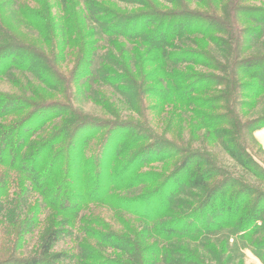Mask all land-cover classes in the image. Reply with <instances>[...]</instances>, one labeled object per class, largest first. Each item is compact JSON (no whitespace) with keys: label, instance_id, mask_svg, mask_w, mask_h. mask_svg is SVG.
I'll list each match as a JSON object with an SVG mask.
<instances>
[{"label":"trees","instance_id":"obj_1","mask_svg":"<svg viewBox=\"0 0 264 264\" xmlns=\"http://www.w3.org/2000/svg\"><path fill=\"white\" fill-rule=\"evenodd\" d=\"M30 1L37 4V0ZM116 1L137 6L138 10L125 16L118 14L116 6L108 9L96 0H84V11L97 26L94 30L98 29L99 33L107 36L113 35L116 39L122 36L139 42L143 68L147 70L148 66H153L160 72V83L149 85L152 97L159 103L174 105L175 109L194 107L193 114L207 133L211 134V131L217 129V133L228 136L230 131L225 127L229 126V122L234 123L230 113L222 116L213 113L219 103L229 99V96L215 99L209 96L213 87L220 85V79L213 76L215 80L212 75H207L208 79L205 80V75L196 73L192 68L181 71L179 66L194 64L211 69L215 67L205 53L207 43L199 47L195 44L198 40L188 38V35L194 34L199 39L220 45L224 44V40L220 41L211 35L236 30V27H232L234 20L239 22L249 18L253 23L264 24V12L260 13L262 9L259 6H244L249 1L257 0H233L232 9L229 0L227 4L223 0H162L170 4L169 9L161 8L157 0ZM48 8L50 6L46 3L43 8L46 14ZM226 8L235 16H229L224 21L222 14ZM249 10L254 13L248 15ZM19 13L24 23L36 24L40 21L41 12L34 8L21 7ZM139 13L140 16L156 14L153 19L157 20L146 22V31L141 34H135L139 31L136 26L138 22L122 28L126 18H132L130 22L134 23ZM49 20L51 15L44 20L50 27L48 30L61 33V28L58 29L53 23L54 18ZM201 25H204L203 28H200ZM55 37L65 42L64 46H57L61 57L69 56V38L66 41L62 36ZM81 39V51L68 76L54 67L50 72L43 68L52 64L46 53L23 41L19 43L7 38L8 41L0 46V77L8 76L9 73H28L32 77L29 85L43 92H34L24 97H7L0 93V217L6 219L5 223L0 222V227H3L0 242L7 239L9 244L3 249L0 264H62L66 257L53 253L61 230L52 226L57 227L58 223H51V227L41 234L34 256L17 258V244L22 245L27 241L26 232L39 224L38 218L44 209L76 217L92 204L119 209L131 215L129 217L133 219L128 221L142 227L135 225L132 232L129 228L131 233L127 236L102 232L99 237H93L95 247L87 244L83 246L82 257H86L84 259L88 264H236L234 261L237 260L240 264V257L234 258L240 247H250L264 262V193L259 189L250 186L248 182L233 180L204 152L190 146L176 148L151 128H146L139 137L135 133L127 137V134H120L126 138L109 153L106 148L104 150L98 146L103 141L106 144L108 140L110 144V136L126 128L122 129L107 118L87 117L71 107L66 106L65 110L55 107L58 105L52 102L54 97L49 95L52 93L49 92L50 88L58 91L57 86L64 85L70 94L75 86L72 79L82 74L84 78H89L96 72L99 82L110 84L123 96L133 89L140 88L141 91L142 85L149 84L147 77L142 78L139 84L129 77L122 79L119 74L112 79L106 76L109 71L102 68L90 71L95 43L82 38V33ZM175 40H178L177 44H174ZM185 42H190L195 48L189 46V50H181ZM236 42V60L232 69L237 76H240V72L247 75L248 68L239 55L240 36ZM65 49H68L67 52ZM251 59L254 63L259 61L257 57ZM257 74L249 78L261 86L254 93L260 97L264 91V76ZM61 79L62 84L59 82ZM233 83L236 89L244 88L250 93L254 91L251 82L239 85ZM89 90L92 92V87ZM141 104L144 105V102L141 101ZM53 112H59V115L48 118ZM55 117H60L56 124L59 125L56 138L55 135L51 136L52 131H47V124ZM88 129H96L98 132L95 130L76 145L80 131ZM97 136L99 141L93 144ZM143 141L147 144L139 146ZM223 149L243 172L264 184V170L246 153L241 143L228 141L226 137ZM88 150L90 157H86ZM174 158L181 159L179 166L171 172L172 176H163L157 185L159 179L152 180L148 174L140 172L147 164ZM71 178L76 186L63 189L65 186L62 185L71 181ZM151 184L155 187L145 189L141 198L136 192L125 196L115 195L119 190ZM171 184H174V189L168 192ZM13 188L17 192L10 194ZM28 193L38 194L41 202L35 201L34 206L28 204L24 211ZM193 198H197L194 203L187 202ZM7 204H12L13 210L7 209ZM150 205L154 206L153 212L148 208ZM5 212L10 215V219L3 216ZM29 213L32 215L29 216ZM27 217L32 220L27 222ZM215 236L218 237L213 239ZM231 239L233 244L229 243ZM198 247L200 252L197 251ZM107 249L119 251L120 254L106 256Z\"/></svg>","mask_w":264,"mask_h":264},{"label":"rangeland","instance_id":"obj_2","mask_svg":"<svg viewBox=\"0 0 264 264\" xmlns=\"http://www.w3.org/2000/svg\"><path fill=\"white\" fill-rule=\"evenodd\" d=\"M96 1L98 4H101V6L103 4V7L108 9L116 6L119 10L118 14L120 15L124 14L127 16L138 10L137 6L120 3L116 0ZM158 2H160L159 5L161 8H171L170 4L167 2L157 0V3ZM223 2L227 4V0H223ZM46 3L50 6V9L48 8L47 10V14L43 9ZM0 4V33H2V37H0V46L8 41L7 38H12L16 42H25V44L29 46L43 50L52 63L47 67H43L49 70V72L54 67L64 76L70 74L76 62V56H78L81 51L82 33V38L91 41L92 44L95 43L96 50L90 63V71L93 70L95 72L97 69L102 68L103 70L109 71L106 76H111L112 79L119 74L122 75V79L129 77L139 84L142 78L147 77L149 84L142 85L141 91L140 88L133 89L132 92L130 91V93L125 96L117 92L114 87L109 86L110 84L108 85L104 83V81L99 82L96 78V72L93 77L89 78H84L83 74L76 76V78L74 77L72 80L75 86L71 89L70 94L66 92L64 85V87L57 86L58 91L56 88L53 90L50 88L49 92L52 93H49V95L50 97H54V101L52 102L58 105L55 107H60L64 110L66 106L68 108L71 107L74 111L80 112L87 117L98 119L107 118L112 120L111 122L121 126L122 129L128 128V130L125 129L119 134L115 132L110 136V144L108 142L109 140L106 144L103 141L98 147L104 148V150L106 148L109 153H112L114 146L120 143L122 139H125L129 135L131 136L133 133L137 134L139 137L140 134L146 131V128L149 130L151 128L158 136L164 137L176 148L190 146L194 150L204 152L233 180L240 183L248 182L247 184L264 193V184L259 183L254 177L243 172L240 167L228 157L223 149V141H225L226 137L228 141L236 140L242 144L246 153L254 162L264 170V91H262L263 96L260 95V97L254 94L261 86L254 82L253 79L249 78L256 72L258 76H264V24L259 25L258 22L253 23L249 18H246V21L239 22L234 20V25L232 27H236V30H229L222 35H211L220 39V41L224 40V44L220 45H216L214 42L208 40L199 39V36L194 34L188 35V38L198 40V43L195 44L199 47L206 46L207 43L205 53L207 57L209 56V60L214 63L215 67L211 69L204 65L181 64L179 70L185 71L188 68H192L196 73L205 75V80L208 79L207 75H212V77L216 76L220 79V81H218L220 85L213 87L209 96L214 99L225 98V95L229 96V99H224L219 103L218 108L213 113L218 116L230 113V119L234 122H229L228 124L230 127L228 125L225 127L226 129L229 128L230 134L228 136H223L217 133V129L211 131V134L207 133L203 126H200V121L197 116L193 114L192 109L194 107L188 109H175L174 105L163 102L159 103L156 98L152 97V91L149 89V85L156 86L160 83V72L158 69H155L153 66H148L147 70L143 68V57L140 56L142 47L139 42L133 41V38H123L119 36V38L116 39L113 35L107 36L104 33H99L98 29L94 30L97 26L95 27L93 20H90L85 13L84 0H37V4L30 0H0ZM77 4L78 6L75 7ZM229 4L232 9L233 0H229ZM24 5H28V7L41 12L40 21L36 23L38 25L27 24L22 21L19 8H28L23 7ZM244 6L247 8L259 6V8L262 9L260 13L264 12V0L249 1ZM253 13L254 11L249 10L248 15ZM48 15H51V20L49 21H52L54 18L55 21H53V23L54 25L56 24L58 29L61 28V33L48 30L50 27L48 24L44 23ZM155 16L156 14L140 16L139 13L136 15L134 23L133 21L130 22L132 18H126L124 20L125 25L123 24L122 28L133 26V24L138 22L136 26H138L137 28L139 31L135 34H141L142 31H146V22L157 20L153 19ZM229 16L233 18L235 13L226 8L225 13L222 14V19L227 21L228 18H230ZM120 24L121 23H119V25ZM203 24H205V22ZM192 26H194V24ZM203 26L204 25H201L200 28H203ZM227 28L229 29L230 27L227 26ZM253 30H255V32ZM55 35L62 36L66 41L69 38V56L66 55L61 57L57 46H64L65 42L61 38L57 39ZM239 36L241 37L239 55L240 58L244 60V65L248 68V73L247 75H243V73L240 72V76H237L232 69V65L236 60V40ZM177 41L178 40H175L174 44H177ZM185 44L186 45L181 47V50H189V46L195 48L190 42H185ZM68 49H65V52H67ZM252 57H257L259 61L254 63L251 59ZM252 69H256L257 71H252L254 72L252 73ZM213 78L216 80L215 77ZM31 81L32 77L29 76L28 73H9L8 76L0 77V93L7 97L30 96L34 92H38L39 94L43 93L39 90L40 88L38 89L29 85ZM59 82L62 84L63 80L61 79ZM233 82H236V85L251 82L254 91L250 93L244 88L241 89L238 87V89H236ZM91 87L93 89L92 92L89 90ZM131 89L132 88H129L128 90ZM142 89H144V91H142ZM141 101L144 102V105L141 104ZM58 113L59 112H53L48 118ZM58 118L55 117L47 124V131H52L51 136H54L59 128V125H56L59 121ZM100 126H102V124ZM219 128L222 127L219 126ZM95 130L96 129H88L86 131H80L75 144L79 145L81 140L87 138V136ZM96 132H98V130H96ZM120 134L127 135L123 138ZM56 136L57 135H55V138ZM98 141L99 137L97 136L92 142L94 144ZM143 142L144 143H140L139 146L147 144L146 141ZM104 145L105 147H103ZM86 154V157H90L89 150ZM180 161V158H174L168 161L152 162L144 166L140 172L148 174L150 176L149 178L152 180L159 179L156 183L157 185L161 182L163 176L171 174L175 167L179 166ZM172 175L173 173L171 176ZM62 186H65L63 189H68V187H75L76 185L74 179L71 178V181L64 183ZM152 187H155L154 184L138 185L128 190L116 191L115 195L125 196L136 192L140 197L145 189H151ZM173 189L174 184H171L168 188V192ZM140 190L142 191L140 192ZM16 192V189L13 188L10 194H15ZM26 196L27 203L24 206V211L28 204L35 205L36 202H41V198H39L38 194L28 193ZM196 200L197 198L188 199L187 202L194 203ZM11 205L12 204H7L6 208L13 210ZM135 207L136 209L139 208L137 206ZM148 208L151 212L154 211L153 205H150ZM178 210L179 209H177V211ZM30 215L32 214L29 213V216ZM3 216L10 219V215L6 214V212L3 213ZM129 216L131 215L124 214L119 209H112L105 205L100 207L93 204L83 212L80 211L76 217L72 215L69 217L55 214L44 209L38 218L39 224L33 229L30 227V231L28 230L26 232L27 241L22 245L17 244V248H19L16 253L17 258H30L34 256L37 251V245L41 240V234L51 227V223H58L57 227H55V225L52 226L54 229L61 230L59 240L54 245L53 253L63 254V256L66 257L63 259L62 264H88L86 259H84L86 257H82L83 246L87 244L90 247H95L96 243L93 241V237H99V235H102V232H116L122 236L129 235L132 232V227L136 225L128 221L133 219ZM29 218L30 217L25 218L28 219L27 222L32 220ZM5 221L6 219L4 217H0V222L5 223ZM136 226L140 228L141 225L138 224ZM129 228H131V232H129ZM138 228L135 229L140 230ZM2 229L3 227H0V231ZM217 237L218 236H215L213 239ZM231 237L232 239L235 238L233 236ZM232 239L229 240L230 244L234 243ZM7 246H9L7 239L4 240L3 243L0 242V256L3 254V249ZM197 251L200 252L201 249L198 247ZM117 254H120L119 251L111 249H107V253H105V255L109 257ZM226 256L227 255H225L224 258ZM234 258H239L240 264H264L250 247H240V251H238ZM219 259L221 262H224L223 259ZM235 262L238 264V260L234 261V263Z\"/></svg>","mask_w":264,"mask_h":264}]
</instances>
